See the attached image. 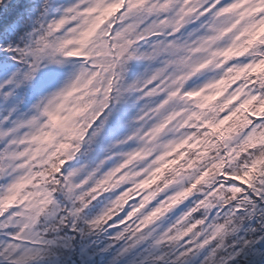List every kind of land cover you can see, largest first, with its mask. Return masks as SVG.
<instances>
[{"label":"snow or ice","instance_id":"obj_1","mask_svg":"<svg viewBox=\"0 0 264 264\" xmlns=\"http://www.w3.org/2000/svg\"><path fill=\"white\" fill-rule=\"evenodd\" d=\"M91 237L264 264V0H0V264Z\"/></svg>","mask_w":264,"mask_h":264},{"label":"trees","instance_id":"obj_2","mask_svg":"<svg viewBox=\"0 0 264 264\" xmlns=\"http://www.w3.org/2000/svg\"><path fill=\"white\" fill-rule=\"evenodd\" d=\"M40 0H35V3H39ZM63 2V0H62ZM81 59V58H77ZM137 67L136 64H132L131 66V71L129 73V77L132 78L133 75L136 73ZM21 96L23 97V104L21 106V109H27L31 104L35 101L36 99V94L33 89H21L19 90ZM128 106L126 105L125 108ZM134 112V109L130 112H128V117L132 115ZM91 241H96L95 244H91ZM84 245H87L86 251H85V264H110L111 262V253L110 252H105L103 249L106 246V239L101 237L97 239L96 237H91L89 240H86L83 242ZM26 264H30V262H26ZM122 264V262H121Z\"/></svg>","mask_w":264,"mask_h":264},{"label":"rangeland","instance_id":"obj_3","mask_svg":"<svg viewBox=\"0 0 264 264\" xmlns=\"http://www.w3.org/2000/svg\"><path fill=\"white\" fill-rule=\"evenodd\" d=\"M63 2L64 3H67V2H69V0H63ZM78 58V57H77ZM77 58H70V59H77ZM142 67V66H141ZM140 70V68L139 69H137V71H136V73L138 72ZM135 73V74H136ZM135 74L133 75V77L135 76ZM30 107V106H29ZM28 109V108H27ZM27 109H21V111H26Z\"/></svg>","mask_w":264,"mask_h":264}]
</instances>
